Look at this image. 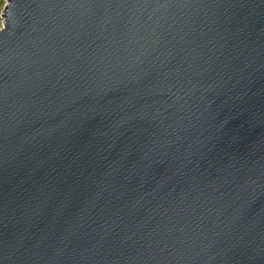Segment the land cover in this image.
Segmentation results:
<instances>
[{
  "label": "water",
  "instance_id": "95a60500",
  "mask_svg": "<svg viewBox=\"0 0 264 264\" xmlns=\"http://www.w3.org/2000/svg\"><path fill=\"white\" fill-rule=\"evenodd\" d=\"M0 264H264V0H7Z\"/></svg>",
  "mask_w": 264,
  "mask_h": 264
},
{
  "label": "rangeland",
  "instance_id": "374dc122",
  "mask_svg": "<svg viewBox=\"0 0 264 264\" xmlns=\"http://www.w3.org/2000/svg\"><path fill=\"white\" fill-rule=\"evenodd\" d=\"M8 2L7 0H0V31L5 27V17L4 13L7 8Z\"/></svg>",
  "mask_w": 264,
  "mask_h": 264
}]
</instances>
